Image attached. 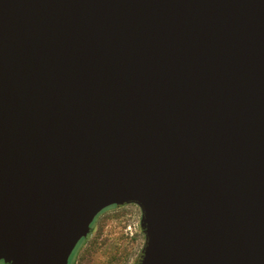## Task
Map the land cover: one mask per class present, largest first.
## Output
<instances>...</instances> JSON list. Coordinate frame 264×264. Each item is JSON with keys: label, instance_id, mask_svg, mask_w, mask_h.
<instances>
[{"label": "water", "instance_id": "95a60500", "mask_svg": "<svg viewBox=\"0 0 264 264\" xmlns=\"http://www.w3.org/2000/svg\"><path fill=\"white\" fill-rule=\"evenodd\" d=\"M126 204L139 264H264V0H0V263Z\"/></svg>", "mask_w": 264, "mask_h": 264}, {"label": "flooded vegetation", "instance_id": "af4514ba", "mask_svg": "<svg viewBox=\"0 0 264 264\" xmlns=\"http://www.w3.org/2000/svg\"><path fill=\"white\" fill-rule=\"evenodd\" d=\"M127 206L135 205L126 204L103 209L93 219L88 233L73 248L67 264H139L144 244L134 259L130 251L141 242L140 237L143 235L140 227L141 218L139 232L131 231L125 222L123 227L118 229L111 225L116 221L117 209Z\"/></svg>", "mask_w": 264, "mask_h": 264}, {"label": "rangeland", "instance_id": "374dc122", "mask_svg": "<svg viewBox=\"0 0 264 264\" xmlns=\"http://www.w3.org/2000/svg\"><path fill=\"white\" fill-rule=\"evenodd\" d=\"M117 211L118 215L116 216V221L111 223V225H114L116 229H118V227H123V223L125 222V225L130 227L131 231L139 232V219L141 218V211L137 206L121 207L117 209ZM140 241V244L132 247L130 251L133 259L135 258V255H138L141 246H143L145 242L144 234L140 237Z\"/></svg>", "mask_w": 264, "mask_h": 264}]
</instances>
